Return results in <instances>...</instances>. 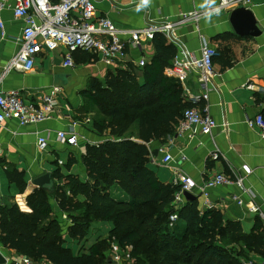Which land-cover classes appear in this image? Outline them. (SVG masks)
Segmentation results:
<instances>
[{
	"label": "crops",
	"instance_id": "0c3cea01",
	"mask_svg": "<svg viewBox=\"0 0 264 264\" xmlns=\"http://www.w3.org/2000/svg\"><path fill=\"white\" fill-rule=\"evenodd\" d=\"M94 1L96 14L107 16L119 29H140L152 23H176L183 13H203L219 2L150 0L147 8L136 12L139 0ZM7 3L9 6L1 11L4 28L0 29V89L17 91L26 104L34 105L39 104L52 87H59L60 92L55 96L54 108L49 110L45 121L20 125L16 119H8L0 124V159L24 171L28 192L34 188L31 181L44 173H52L56 169L54 165L62 167L63 173L77 174L85 179L80 163L85 144H97L106 138V134L100 135L93 128V114L82 110L83 99L79 91L85 87L90 76L101 77L108 70L115 71L124 62L137 64L140 58L150 60L155 52L152 41L141 39L137 47L128 44L123 62L111 66L99 59L82 62V54L74 51L75 67H64L62 61L66 51L63 48L43 50L35 56L31 70H11L2 75L3 66L18 50L16 38L23 27V21L13 17V0ZM235 7L218 14L206 13L198 21L187 19L175 27V37L194 57H200L203 39L218 53L213 58V74L205 88L201 84V74L196 71L190 72L180 83L183 98L192 107L213 117L217 126L207 135L201 134L198 129L181 133L177 129L165 144L150 142L151 150L158 149V154L151 156L147 166L162 182L170 183L177 172L189 177L195 182L190 192L196 196L200 209H219L226 219L238 220L244 233L249 234L257 219L264 224L260 215H264V137L258 127L248 124L249 119L264 109V102L256 100V94L257 97L264 96V0H252L247 6L260 30V34L253 37L234 32L229 14ZM205 92L207 98L202 96ZM87 118L91 121L87 122ZM71 126L81 135L77 147L57 138L59 131H66ZM40 137L46 140L43 149L38 146ZM161 147L172 155V160L166 164L161 162ZM215 152L220 154L216 159L212 157ZM70 155L77 162L67 171L64 165ZM216 174L242 177L243 188L235 184L206 187L205 182ZM25 196L19 194L16 185L8 181L0 163V202L14 201L22 210L28 211ZM94 223L90 227L95 236L85 245L87 247L82 248L81 245L75 252L70 242L76 241L66 238L67 246L75 255L86 253L93 243L107 238L113 229L109 221ZM85 240H88L87 237ZM0 253L6 259L3 264H14L22 256L2 245ZM251 257L261 258L256 254H251Z\"/></svg>",
	"mask_w": 264,
	"mask_h": 264
},
{
	"label": "trees",
	"instance_id": "16d2710c",
	"mask_svg": "<svg viewBox=\"0 0 264 264\" xmlns=\"http://www.w3.org/2000/svg\"><path fill=\"white\" fill-rule=\"evenodd\" d=\"M151 41L155 52L143 67L124 62L102 79L90 76L79 91L82 110L93 114V128L106 134L97 144H85L80 156L85 179L57 165L53 192L41 187L28 192L24 171L0 159L8 181L26 194L28 208L0 202V245L48 264H109L112 237L121 248L132 246L135 264H241L243 257L255 258L251 254L264 258L260 219L246 234L238 220L226 219L214 207L200 209L197 199L175 204L179 187L148 168V144L167 143L184 109L192 107L180 82L164 73L175 45L161 33ZM77 51L82 62L97 60ZM259 96L256 100L264 102ZM76 162L70 155L64 167L69 171ZM103 221L113 224L110 235L75 255L66 238L83 241L91 224Z\"/></svg>",
	"mask_w": 264,
	"mask_h": 264
},
{
	"label": "built area",
	"instance_id": "2783aa9c",
	"mask_svg": "<svg viewBox=\"0 0 264 264\" xmlns=\"http://www.w3.org/2000/svg\"><path fill=\"white\" fill-rule=\"evenodd\" d=\"M8 0H0V29L3 30L4 22L1 11L8 7ZM252 0H219L217 6L208 9L203 13H183L176 23H152L140 29H119L107 16L96 14L94 0H13L12 14L15 19L23 21L20 35L16 38L18 50L3 66L2 75L11 70L29 71L32 69L35 56L43 50H55L66 48L63 57L64 67L73 68L75 62L72 57L74 51L88 52L97 57L105 65L111 66L114 63L123 62L127 54V46L137 47L141 39L151 40L155 33L163 34L176 47V54L171 64L164 69L165 75L174 78L182 83L192 71L201 74V84L205 88L213 74V58L218 54L210 44L203 39L200 57H194L186 46L175 37V27L192 19L198 21L206 13L218 14L233 6H249ZM1 56V55H0ZM146 61L140 58L137 65L143 67ZM60 88L52 87L44 94L39 104H26L17 91H2L0 89V124L8 119H16L20 125L35 124L45 121L49 117V110L54 108V98ZM208 97L205 92L202 95ZM90 122V118L86 119ZM250 126L260 129L264 137V116L256 114L248 120ZM74 125V124H72ZM227 129V123L224 124ZM217 126V122L207 113H202L194 107L186 108L183 111L182 119L178 126V132L198 129L201 134H211ZM71 126L66 131L57 133L58 140L65 141L68 145L77 147L81 135ZM40 149L45 148L46 140L43 137L38 139ZM163 154L162 163L172 160V155L163 147L159 148ZM220 154H212L214 159ZM248 172V169H246ZM179 187L174 196V203L179 204L184 200L183 193L191 191L195 182L189 177L175 173L171 182ZM224 184H235L243 188V178L225 174H216L205 182L206 187H215ZM236 199V198H235ZM241 204V201L237 199ZM255 211L258 209L254 208ZM264 220V215L260 213ZM176 215L170 219L174 221ZM111 264H135L133 261L132 246L121 248L117 243L111 244L109 253ZM14 264H33L28 256H21ZM241 264H264V258H241Z\"/></svg>",
	"mask_w": 264,
	"mask_h": 264
},
{
	"label": "water",
	"instance_id": "95a60500",
	"mask_svg": "<svg viewBox=\"0 0 264 264\" xmlns=\"http://www.w3.org/2000/svg\"><path fill=\"white\" fill-rule=\"evenodd\" d=\"M229 21L234 29V32L240 36H257L260 34V30L257 26L256 19L253 12L246 6H237L231 9L229 14ZM158 149L152 151V156L156 157ZM31 184L34 187H41L46 192L51 193L54 190V183L51 177V173H44L38 177H35ZM186 200L196 199V196L190 191L183 193ZM6 259L0 253V264L5 263ZM111 264V260H108Z\"/></svg>",
	"mask_w": 264,
	"mask_h": 264
},
{
	"label": "rangeland",
	"instance_id": "374dc122",
	"mask_svg": "<svg viewBox=\"0 0 264 264\" xmlns=\"http://www.w3.org/2000/svg\"><path fill=\"white\" fill-rule=\"evenodd\" d=\"M59 48H63V47H59ZM65 51H67V49L66 48H63ZM76 64V63H75ZM106 73V72H105ZM105 74L103 73V74H101V77H98V78H100V79H102L103 78V76H104ZM92 117V116H91ZM55 167H56V165H54ZM62 168V167H61ZM96 223H98V222H95L94 224H96ZM92 226V225H91ZM94 236H95V234H94V232H93V230L91 229V227L89 228V233H88V236H87V241L85 240V241H77V242H70V244H72V248H74L75 249V252H77V249L81 246L82 248L83 247H87V246H85V245H87V243H89V240H93L94 239ZM114 243H116V240H115V238H111V244L113 245ZM110 251H111V248L108 250V252L110 253ZM108 253V254H109Z\"/></svg>",
	"mask_w": 264,
	"mask_h": 264
},
{
	"label": "clouds",
	"instance_id": "9594fccd",
	"mask_svg": "<svg viewBox=\"0 0 264 264\" xmlns=\"http://www.w3.org/2000/svg\"><path fill=\"white\" fill-rule=\"evenodd\" d=\"M150 4V0H139V3L136 5L135 11L140 12L143 9L147 8Z\"/></svg>",
	"mask_w": 264,
	"mask_h": 264
}]
</instances>
